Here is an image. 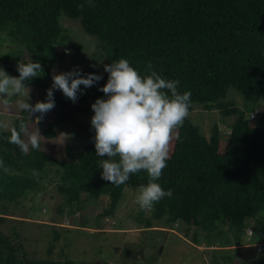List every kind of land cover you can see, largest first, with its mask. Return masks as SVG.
I'll use <instances>...</instances> for the list:
<instances>
[{
    "label": "trees",
    "instance_id": "obj_1",
    "mask_svg": "<svg viewBox=\"0 0 264 264\" xmlns=\"http://www.w3.org/2000/svg\"><path fill=\"white\" fill-rule=\"evenodd\" d=\"M82 4L83 10L79 8ZM60 14L77 20L83 32L97 38L105 65L124 58L146 75L151 63L162 78L178 80L179 92H191L189 111L194 104L204 108L216 105L233 114L228 101L226 106L222 103L228 87L240 93L247 113L256 100L264 98V0H0V39L23 44L30 59L42 66L39 77L63 55L60 49L54 51L61 37ZM17 62L11 51L0 54V68L9 76H19ZM39 77L25 83L32 85ZM101 77L92 92L105 98L99 89L108 73L103 71ZM24 113L20 110L10 129H0V160L9 169L0 168V199L13 201L36 184V179H11L12 171L32 178L33 170L41 173L56 165L59 192L107 198L96 214L99 219L112 213L125 186L139 188L147 183L143 171L130 175L120 186L102 179L94 136L80 150L64 148L70 161L52 159L41 147L29 145V150L22 152L8 138L12 128L27 127ZM251 120L246 112L244 117H234L220 153L218 126L213 123L205 137L198 125L186 118L158 181L165 191L171 189L173 196L156 203L151 216L171 223L181 205L185 208L183 219L195 227L209 231L227 224L238 232L246 219L260 212L264 215V114ZM54 125L47 124L45 138L53 136ZM4 218L0 215V222ZM0 264H20L14 247L7 245L6 254L0 252ZM37 264L76 263L65 257Z\"/></svg>",
    "mask_w": 264,
    "mask_h": 264
},
{
    "label": "rangeland",
    "instance_id": "obj_2",
    "mask_svg": "<svg viewBox=\"0 0 264 264\" xmlns=\"http://www.w3.org/2000/svg\"><path fill=\"white\" fill-rule=\"evenodd\" d=\"M61 32L59 49L61 58L48 66L47 74L30 89L27 103L44 102L46 90L52 85V75L78 69L81 74L102 75L106 58L97 38L83 32L77 20L64 14L58 18ZM77 46V47H76ZM11 51L18 61L28 62L30 57L23 44L0 39V54ZM75 103L62 91L54 90L55 107L42 115L25 112L29 132L39 130L41 148L52 159L70 161L64 148L80 150L95 132L90 120L91 104L98 96L92 87L80 86ZM26 99L13 96L8 105L0 102V129L11 128L15 117L20 115L17 101ZM234 109L226 114L216 105L204 108L194 104L188 120L198 125L207 137L210 126H218L221 139L218 152L226 146L229 126L235 116L244 117L245 111L240 93L228 87L224 106ZM264 114V98L256 100L249 111L252 122ZM53 122V136L45 138L43 131ZM27 139L26 137H23ZM173 144V141L170 145ZM107 159V157H100ZM11 179L35 180L32 189L25 190L13 201L0 199V252L6 254V246L14 247L20 264H37L44 260L69 258L76 264H264V215L260 212L243 223L238 232L228 225L202 230L183 219L185 208H176V219L167 223L165 218L154 219L150 210H141L135 203L138 189L125 186L110 215L96 219L105 207L107 198H91L87 193L65 195L58 191V166L44 168L37 177L12 171ZM261 201V205H263ZM4 241V242H2Z\"/></svg>",
    "mask_w": 264,
    "mask_h": 264
},
{
    "label": "clouds",
    "instance_id": "obj_3",
    "mask_svg": "<svg viewBox=\"0 0 264 264\" xmlns=\"http://www.w3.org/2000/svg\"><path fill=\"white\" fill-rule=\"evenodd\" d=\"M79 8L83 10L84 5ZM16 67L18 77L9 76L0 68V102L8 105L11 97L26 96L17 101V106L24 112L41 113L37 121L55 107V89L75 103L78 93H82L81 85L89 88L102 78L94 73L82 75L78 69L54 73L45 101L30 105L26 102L30 89L25 81L39 77L37 74L43 73L42 66L39 61L29 59L28 62L18 61ZM104 71L108 78L99 91L105 98H97L91 104L90 120L95 132L96 155L107 157L100 160L101 178L120 186L130 175L143 171L148 179L139 186L135 203L141 210H154L155 204L164 197L173 196L172 190L165 191L158 181L170 158V145L174 139H179L177 130L189 115L191 92H179V81L162 78L151 63L146 66V75H141L124 58L104 65ZM40 138L38 129L29 132L21 124L19 130L11 129L8 140L26 153L29 145L33 149L41 147ZM0 168L9 171L2 160ZM32 175L37 177L39 173L33 170Z\"/></svg>",
    "mask_w": 264,
    "mask_h": 264
}]
</instances>
